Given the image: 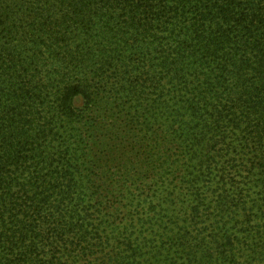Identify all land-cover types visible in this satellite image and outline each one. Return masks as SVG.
<instances>
[{
	"label": "trees",
	"instance_id": "trees-1",
	"mask_svg": "<svg viewBox=\"0 0 264 264\" xmlns=\"http://www.w3.org/2000/svg\"><path fill=\"white\" fill-rule=\"evenodd\" d=\"M0 264H264V0H0Z\"/></svg>",
	"mask_w": 264,
	"mask_h": 264
}]
</instances>
